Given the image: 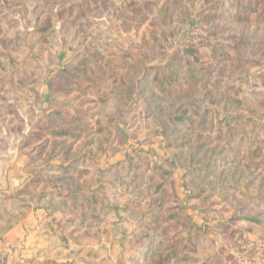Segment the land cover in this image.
I'll return each instance as SVG.
<instances>
[{
  "label": "rangeland",
  "instance_id": "1",
  "mask_svg": "<svg viewBox=\"0 0 264 264\" xmlns=\"http://www.w3.org/2000/svg\"><path fill=\"white\" fill-rule=\"evenodd\" d=\"M17 204V264H264V0H0V235Z\"/></svg>",
  "mask_w": 264,
  "mask_h": 264
},
{
  "label": "crops",
  "instance_id": "2",
  "mask_svg": "<svg viewBox=\"0 0 264 264\" xmlns=\"http://www.w3.org/2000/svg\"><path fill=\"white\" fill-rule=\"evenodd\" d=\"M22 210H27L25 217L0 235V247L6 249L11 256L8 264H17L29 256L36 245L39 228L47 216L45 209L36 206L24 207Z\"/></svg>",
  "mask_w": 264,
  "mask_h": 264
},
{
  "label": "trees",
  "instance_id": "3",
  "mask_svg": "<svg viewBox=\"0 0 264 264\" xmlns=\"http://www.w3.org/2000/svg\"><path fill=\"white\" fill-rule=\"evenodd\" d=\"M192 52L191 51H187L186 54H191ZM178 59H174V61H176ZM208 98L207 95H204L201 100L202 102L204 100H206ZM210 100V99H209ZM202 102H200L197 106H194L193 108H190V109H187L183 112H181L176 118H175V126H174V130L177 131L181 128H177L178 126H183L184 124H186V122L188 123H192V117L195 116V119H198V118H205V115H206V111L205 110H202L201 107H202ZM245 143H247V138L243 136V139H242ZM242 140H241V143H242ZM243 144V143H242ZM246 146H244V148L246 149L247 148V152L250 153V148L247 147L248 144H245ZM258 154V153H257ZM259 155V154H258ZM196 169V168H193V170ZM192 171V170H190ZM201 173V172H200ZM204 175H207V174H204ZM223 187V186H222ZM226 187V186H225ZM224 187V188H225ZM24 208V207H30V206H26V204L23 205H18L15 207V209H20V208ZM21 208V209H22Z\"/></svg>",
  "mask_w": 264,
  "mask_h": 264
},
{
  "label": "built area",
  "instance_id": "4",
  "mask_svg": "<svg viewBox=\"0 0 264 264\" xmlns=\"http://www.w3.org/2000/svg\"><path fill=\"white\" fill-rule=\"evenodd\" d=\"M8 254L5 250H0V264H8Z\"/></svg>",
  "mask_w": 264,
  "mask_h": 264
}]
</instances>
